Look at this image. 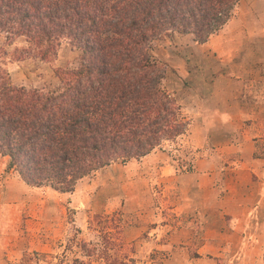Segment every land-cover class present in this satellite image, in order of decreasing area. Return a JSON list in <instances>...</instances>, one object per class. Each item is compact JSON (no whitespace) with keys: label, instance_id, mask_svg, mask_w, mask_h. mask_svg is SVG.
Instances as JSON below:
<instances>
[{"label":"rangeland","instance_id":"obj_1","mask_svg":"<svg viewBox=\"0 0 264 264\" xmlns=\"http://www.w3.org/2000/svg\"><path fill=\"white\" fill-rule=\"evenodd\" d=\"M249 5L255 18L250 17ZM261 12L264 0H238L230 24L211 43L209 52L206 43L198 44L189 35L175 33L154 43V56L167 66L163 84L174 94L190 124L197 115L194 110L199 105L198 98L205 100L201 112L207 116V85L218 73H226L217 59L219 49H223L221 44L235 38L239 24L256 23ZM26 47L22 39L6 45L5 35L0 32V70L7 72L16 87L58 91L57 70L78 66L79 51L67 40L61 41L55 56L45 61L22 56L20 51ZM236 48L234 44L228 48L235 56H230L232 65L227 70H237L233 65L241 61L234 53L241 49ZM211 71L212 76L208 75ZM217 84L229 86L232 92L237 88L225 82ZM252 86L251 90L253 82ZM259 90L264 96V85L259 86L256 97ZM194 131L188 127L176 141L156 148L148 160L117 161L90 174L76 184L72 193H58L49 186L27 190L16 172H5L7 160L0 156L6 162L0 171V250L10 243L17 252L12 262L5 261L264 264V201L258 204L253 192L256 176L239 169L242 159L234 151L227 154L210 144L201 145ZM206 161L209 168L220 173L217 183L221 192L217 199L207 198V182L197 187L196 180L189 176L191 171L206 174ZM167 164L173 168L161 169ZM14 237L17 241L12 243L9 239ZM10 246L6 245V249L11 251Z\"/></svg>","mask_w":264,"mask_h":264},{"label":"trees","instance_id":"obj_2","mask_svg":"<svg viewBox=\"0 0 264 264\" xmlns=\"http://www.w3.org/2000/svg\"><path fill=\"white\" fill-rule=\"evenodd\" d=\"M238 0H0L6 45L49 60L61 41L79 51L57 70L55 92L11 84L0 70V156L31 188L72 193L110 164L150 154L184 135L189 120L163 81L154 43L171 34L204 44L231 19ZM21 56V57H22Z\"/></svg>","mask_w":264,"mask_h":264},{"label":"crops","instance_id":"obj_3","mask_svg":"<svg viewBox=\"0 0 264 264\" xmlns=\"http://www.w3.org/2000/svg\"><path fill=\"white\" fill-rule=\"evenodd\" d=\"M249 9L252 11L251 5H249ZM254 13L252 11L250 17L254 16ZM229 24L230 21L217 34L212 35L208 39L206 42L207 52H209L211 43L218 40V37ZM236 32L238 33L233 40L226 39V43L221 44L224 50L218 48L220 57H217V59L221 65L225 66L226 73H218V77L215 78L216 81L214 80L210 85H207L209 87L207 88L206 99L207 116L201 112L204 105L203 101L205 100L198 98V104L201 105H198L199 107L197 106L194 110L197 115L192 117L193 120L189 127H191V132L195 130L193 135H199L198 139L202 141L201 145L207 144L209 146L210 144L211 147H217L216 149H221V151L224 150L227 154L234 151L238 158L242 159L239 161V164H241L239 169L242 172L252 173L256 176L252 187L254 188L253 192L258 196L257 203L260 204L264 201V153L258 156L255 153L264 152V96H261L263 93L261 90H259L258 97H256V94L259 86L264 85L262 83L264 82V49L259 51L256 47L263 46L264 48V12H261L258 16L256 23L239 24ZM222 39L223 37L220 40ZM233 44L241 49V52L237 48L235 52L233 51L237 53L236 56L241 61H237V65H233V67L236 66L237 70H227L231 69L232 65V60H229L230 56H235L231 49H228ZM225 49H228V51ZM222 51L225 53H222ZM211 56H213L212 52ZM178 71L179 73L182 72L181 69ZM208 75L212 76V71ZM218 81L229 85L234 84L237 88L234 92L229 91L231 90L229 86L221 85ZM252 82L255 85L253 90H251L253 87ZM217 83L221 86L219 87ZM247 94L251 96L247 97ZM153 155L152 151L141 159L148 160ZM157 156H159V153L156 154ZM170 160L175 162L172 158ZM5 163V160L1 158L0 171L6 165ZM206 163L207 161L204 162V164ZM207 165L206 174L202 175L191 171L189 176L196 180L195 184L197 187L202 185L200 183L207 182V194L210 195L207 198L211 199L212 196L217 199L221 192V186L217 183V175L220 173L216 171V168H209V162ZM169 168H173V166L167 164L161 169L168 171ZM22 187L27 190L33 189L25 184ZM242 188L244 189L245 187L242 186ZM9 240L12 243L16 242L17 237ZM6 245H11L10 247L13 248V244H4L1 248L2 250H0V264H8V261L12 262L14 260L13 256L17 253L14 248L11 251L6 249Z\"/></svg>","mask_w":264,"mask_h":264}]
</instances>
